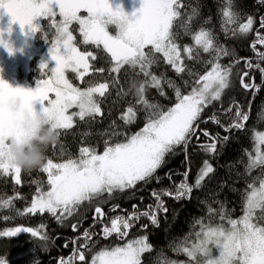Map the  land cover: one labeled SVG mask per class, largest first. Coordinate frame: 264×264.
Here are the masks:
<instances>
[{
    "label": "snow or ice",
    "instance_id": "6c2138e0",
    "mask_svg": "<svg viewBox=\"0 0 264 264\" xmlns=\"http://www.w3.org/2000/svg\"><path fill=\"white\" fill-rule=\"evenodd\" d=\"M259 2L264 4V0ZM82 11L87 15H80ZM4 14L11 17L12 24L18 23L27 30L26 34L34 36L41 32V21L50 19L49 27L54 29L52 39H48L46 31L42 38L51 44V60L55 61V67L41 66L45 78L37 82L34 90L12 87L0 78V179L11 177L14 189L15 186H22V170L11 163L5 148L9 137L23 139L27 135L18 127V121L25 112L32 113L34 118H46L61 132L74 127V117L87 123L95 121L97 116L102 117L101 104L109 94L110 86L117 89L118 96H127L139 84L142 95L135 94L138 97L135 104H129L120 119L125 125H131L137 113L144 111L145 122L139 131L129 135L116 131L113 121V130L103 133L107 138L104 139L102 152L95 145L82 144L75 157L60 162L48 158L45 166L39 169L46 174L47 190L39 184L30 202L24 198L23 209L14 210L13 199L7 198L0 201V210H14L20 216L48 213L61 225L63 221L77 216L71 225L75 232L80 224L78 214L87 206L92 210L93 224L78 237L72 238L74 247L71 255L59 257L58 264H143L142 257L154 250L153 245L149 243L147 234L126 239L129 230L142 217L159 227L160 213L166 217L168 212L164 198L177 202L191 200L193 191L203 188L216 168L209 159L203 160L192 183L188 182L190 166L179 183L172 181L171 172L165 173L173 186L153 189L150 195L154 204H149L144 210H139L134 204L133 211L127 216L111 217L109 223H104V204L118 193L136 190L137 185L152 181L160 183L161 177L157 173L165 165L166 157L181 149L187 162V150L193 138L196 146L206 155L217 154L218 144L223 147L230 137L201 129L200 123H214L225 133L234 129L243 130L249 120L251 102L247 111L236 101L225 108L222 97L232 86L233 68L241 60H244L245 69L259 70L262 79L264 66L240 57L226 65L220 63L221 58L232 55V51L220 42L215 28L211 26L212 17L200 18L198 2L142 0V7L130 16L122 6L114 8L111 0H0V17ZM57 16L59 21L55 19ZM218 16L220 32L226 39L246 38L253 30L254 17L245 15L236 0H223ZM73 24L78 26L82 45H93L96 49L102 46L110 57L107 77L102 81L90 80L84 88L74 86L66 77V72L70 70L76 74V79L83 82L86 75L92 74L90 59L94 61L97 56L91 50L82 51L75 44L76 37L71 30ZM109 26H113L114 31L110 32ZM259 28L264 29V17L259 19ZM8 31L11 32V27ZM3 36L0 30V46L12 54L13 50ZM184 36L189 37L192 43L182 45L180 40ZM257 44L264 45V34L259 29L251 47L256 49ZM157 54H161L165 64L181 78L184 87L188 88L187 92L164 74L157 75L151 71L159 63ZM257 56L259 61L264 62V52H257ZM186 60L191 63L186 64ZM196 63H202L205 71H196L193 67ZM125 66H128L125 72L129 84L127 90L121 84L119 75ZM95 71L104 74L106 69L98 67ZM236 75L242 88L259 91L254 82L245 83L248 70L238 71ZM139 77L143 79L137 82ZM165 87L174 91L175 103L171 107L164 108L149 101L146 96L148 88H155L160 96L167 98ZM215 102H220L221 113L231 114L229 124H223L215 112L207 119H201L205 110ZM14 103L19 106V111L13 110ZM72 108L78 111L69 113ZM253 132L255 154L244 150L248 160L244 173L239 174L246 184L242 193V215L233 218L222 201H213L219 204L218 208L207 200L202 201L206 205V216L194 219L193 231L170 243L172 251L186 256L187 261L171 259L158 251L153 264H264V149L261 147L264 146V132ZM82 135L86 137L91 132ZM121 135L123 140L113 141V137ZM201 135L206 138L205 142L200 141ZM257 168L259 175L253 177L252 172ZM14 196L19 198L20 194L14 191ZM118 208V204L112 205L111 211ZM97 223L101 224L99 232L94 231ZM147 227L146 224L141 226L142 229ZM45 228L43 223L38 227L15 226L0 230V238L30 234L41 241V247L46 251L50 237ZM113 235L124 240L123 245L105 246L89 261L86 252L91 251L96 243L93 236L108 240ZM67 246L68 241L64 244V247ZM0 264H8V261L0 257Z\"/></svg>",
    "mask_w": 264,
    "mask_h": 264
},
{
    "label": "trees",
    "instance_id": "16d2710c",
    "mask_svg": "<svg viewBox=\"0 0 264 264\" xmlns=\"http://www.w3.org/2000/svg\"><path fill=\"white\" fill-rule=\"evenodd\" d=\"M188 3H199L200 6V18L212 17L211 26L215 28L218 38L221 43L225 44L231 51L232 55L222 57L220 63L228 64L236 57L247 58L253 64L261 63L264 66V62L259 61L257 52H264V45L257 44L256 49L251 47V43L256 39V30L259 29L261 34H264V29L259 28V19L264 17V4H261L259 0H236L237 5L245 15H251L254 17L253 30L246 38H225V35L220 32L218 9L223 6V0H184ZM183 11V10H182ZM50 19L41 21V32L34 36L35 43L39 48L51 47V44L46 42L42 38V34L46 31L48 39H52L54 29L49 27ZM76 35V45L79 47L82 45L81 38L78 32ZM180 43L190 44L192 41L189 37L184 36L181 38ZM89 49H87V48ZM81 48V47H80ZM87 50L93 51L97 56V59L93 61L92 74L86 75L84 81L81 82L78 79L72 77L69 74L74 85L80 88H84L87 82L90 80H103L107 77V69L110 66V57L102 49H96L92 46H84ZM147 51V49H146ZM160 57L159 63L154 65L151 71L157 75L164 74L167 78L175 81L181 86L182 91L187 92L188 88L184 87L183 82L179 76L172 70L171 66L165 64L161 54H157ZM207 54H205V57ZM41 61L38 58L33 57L29 62V72L27 73L26 80L31 84H37L38 81L44 79L42 75V69L39 68ZM186 64L191 63L185 61ZM98 67H104L106 69L104 74L97 73L95 71ZM194 69L198 72L205 71L202 63H196L193 65ZM248 70L249 75L245 77V83H255L259 86V91L246 90L242 88L240 84V78L236 75L238 71ZM128 71V66L121 69L120 81L124 88L127 90L129 84L125 77V72ZM233 83L230 89L226 90L222 97L223 106L226 108L233 101L238 102L247 111L249 108V102H251L249 120L246 122L243 130H232L231 133H225L224 130L214 123H200L201 129H207L209 132L215 134L220 133L221 136L228 135L230 138L227 143L221 147L217 146L218 151L214 156L206 155L202 150L196 146V140L193 138L192 143L188 146L187 150V162L185 159V153L181 149H177L174 154H169L166 157L165 165L158 170L157 175L161 177L160 183L152 181L146 185H137L136 190H129L124 193H118L113 199H110L104 204V211L106 213L104 223H109L111 217L117 215L127 216L128 213L133 211L132 205H138L139 210H144L149 204H154L155 201L151 197L150 193L153 189L171 188L172 183L165 177V173L171 172L172 181L179 183L183 179V173L190 166V173L188 175V182L192 183L196 177L198 169L201 167L203 160L209 159L210 162L216 168V172L213 174L211 180L205 181V186L199 190H194L192 193V199H182L177 202L174 199L165 197L166 206L168 212L166 214L160 213L159 215V227L153 226L146 218H141L135 223L127 235L128 240L147 234L148 240L153 245V251L145 253L142 257L143 264H153V258L157 255L158 251H162L167 257L180 261H187V257L184 255L175 254L170 243L173 240L183 238L186 234L193 231L192 225L194 219L206 216V205L202 201L207 200L212 203L215 208L219 207L218 203L213 201H222L226 204L227 209L233 218H238L242 215V193L246 187L245 179L239 174L244 173L245 164L248 157L244 150L253 152L254 140L253 135L255 131H264V79L262 74L256 68L245 69L244 60L236 64L233 68ZM255 78L254 81L252 78ZM143 77H139L142 80ZM189 79V77H185ZM166 97H162L158 94L155 88H148L146 96L149 101L159 103L162 107H171L175 103L174 91L171 88L165 87ZM138 97L135 96L133 90L129 92L127 96H118L117 89H113L110 86L109 94H106L104 102L101 104L104 115L97 116L95 121L91 123L82 122L78 117L74 119V127L68 130H61L60 143L55 148L50 147L47 151L48 158H52L54 162H60L67 160L69 157H75L78 155L79 148L83 145H95L98 151H103V142L107 137L103 135L105 130L111 132L113 130L112 123L115 121V130L126 134H133L139 131L145 122V112L139 111L137 113L136 120L131 125H125L120 119V115L129 104H135ZM140 107V106H137ZM213 112H215L223 124L230 123L231 114H223L220 112V102H215L211 107L205 110L201 119H207ZM85 132H91V135L83 136ZM115 140H123L124 136H116L112 138ZM206 138L201 135L200 141L205 142ZM243 161V162H241ZM259 168L252 172V176L259 175ZM22 186H15L13 188V181L11 177L0 179V193H6V195H0V201L7 198L13 199V209L20 210L25 207V197L30 202L36 188L39 184H42L44 189L47 190L46 174L39 170L32 172L22 171ZM36 181V183H29V181ZM7 181V182H5ZM221 184L225 185L221 187ZM14 191L20 194L17 198L14 196ZM142 198V199H141ZM119 205L116 211H111L112 205ZM14 210H0V230H6L15 226H29L38 227L40 224L46 225L44 231L50 237L47 243V250H43L41 247V241L37 238H33L30 234H19L15 238H0V257L5 258L8 264H58L59 257H68L73 251L72 238L78 237L84 229H88L93 224L92 210L87 206H84L79 213L80 224L78 230H72V223L77 220V216H73L65 221L63 225L58 224L54 218L48 213L36 214V215H18ZM9 216L10 219H3V217ZM218 222V218L217 221ZM148 225L147 229H142V225ZM101 224L95 225L94 231L99 232ZM93 240L96 241L91 251L86 252L87 259L90 261L91 257L97 253L101 248L105 246H115L117 244L123 245L124 240H119L115 235L108 240L102 239L99 236H93ZM68 241V246L64 247L65 242Z\"/></svg>",
    "mask_w": 264,
    "mask_h": 264
},
{
    "label": "rangeland",
    "instance_id": "374dc122",
    "mask_svg": "<svg viewBox=\"0 0 264 264\" xmlns=\"http://www.w3.org/2000/svg\"><path fill=\"white\" fill-rule=\"evenodd\" d=\"M111 3L114 8L122 6L125 12L130 16L142 7V0H111ZM80 15L84 16L87 15V13L82 11ZM55 19L59 21L60 17L57 16ZM9 27H11L10 33L8 31ZM77 28L78 26L73 24L71 30L76 33L78 32ZM0 30L4 33V40L7 41L13 49H15L14 54H10L7 48L0 46V78L9 83L12 87H23L34 90L37 87V84H31L26 80L27 73L29 72V62L33 59V57H35L41 61L39 68H41L43 64H47L49 69L54 68L55 61L51 60L50 47H37L34 35L26 34L27 30L22 29L18 23L12 24L11 17L7 14L0 17ZM109 31H114V27L109 26ZM74 36L76 37V35ZM79 47L82 48L83 45H80ZM81 50L83 51L84 49ZM69 74L76 78V74L69 70L66 72V77L68 79ZM69 80L72 83L71 79ZM75 111H78V109L72 108L69 110V113ZM261 147L264 149V146ZM254 154L255 151L253 150V155ZM213 251L215 253V249Z\"/></svg>",
    "mask_w": 264,
    "mask_h": 264
},
{
    "label": "clouds",
    "instance_id": "9594fccd",
    "mask_svg": "<svg viewBox=\"0 0 264 264\" xmlns=\"http://www.w3.org/2000/svg\"><path fill=\"white\" fill-rule=\"evenodd\" d=\"M7 44L8 42L5 41ZM10 47L11 45L8 44ZM12 48V47H11ZM12 54L15 49L12 48ZM138 84L132 90L136 95H142ZM13 110L19 111V106L13 104ZM18 127L27 135L23 139L9 137L5 152L11 163L25 172L43 168L47 162V151L60 143L61 132L44 117L34 118L32 113L25 112L18 121Z\"/></svg>",
    "mask_w": 264,
    "mask_h": 264
},
{
    "label": "flooded vegetation",
    "instance_id": "af4514ba",
    "mask_svg": "<svg viewBox=\"0 0 264 264\" xmlns=\"http://www.w3.org/2000/svg\"><path fill=\"white\" fill-rule=\"evenodd\" d=\"M95 61V60H94ZM90 63H93V61L90 60Z\"/></svg>",
    "mask_w": 264,
    "mask_h": 264
}]
</instances>
